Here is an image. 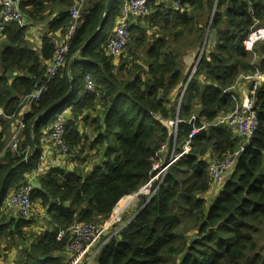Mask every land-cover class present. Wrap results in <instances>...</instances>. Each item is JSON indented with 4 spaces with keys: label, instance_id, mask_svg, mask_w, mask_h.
Instances as JSON below:
<instances>
[{
    "label": "trees",
    "instance_id": "16d2710c",
    "mask_svg": "<svg viewBox=\"0 0 264 264\" xmlns=\"http://www.w3.org/2000/svg\"><path fill=\"white\" fill-rule=\"evenodd\" d=\"M123 2L110 0L105 22L88 43L102 22L106 0H20L28 25L11 23L0 35L9 45L0 53V152L5 150L0 184L12 169L0 195V251L14 253L13 264H72L70 229L103 226L125 197L157 174L155 165L167 166L181 153L195 117L200 131L189 152L152 182L148 202L139 195L135 211L108 228L90 264H264V83L253 96L259 125L249 142L217 124L236 109L233 91L240 76L264 73V40L251 52L243 45L254 28L264 27V0H171L172 9L154 1L148 16L131 21L127 45L114 57L107 45ZM80 3L63 67L39 101L22 113L43 86L55 53L53 40L65 39L73 22L70 12ZM49 16L38 54L26 34ZM148 18L158 33L151 42L135 24ZM194 52L192 67L199 61L189 79L192 68L185 75V60ZM85 75L92 79L91 93L84 90ZM65 106L72 109L64 140L69 158L80 165L35 175L39 139ZM19 123L23 128L14 153L5 148ZM242 145L233 175L211 200L205 199L212 190L209 161ZM27 184L33 186L32 203L44 210L43 222L30 218L33 214L10 216L3 207L10 192Z\"/></svg>",
    "mask_w": 264,
    "mask_h": 264
},
{
    "label": "built area",
    "instance_id": "2783aa9c",
    "mask_svg": "<svg viewBox=\"0 0 264 264\" xmlns=\"http://www.w3.org/2000/svg\"><path fill=\"white\" fill-rule=\"evenodd\" d=\"M154 1L156 0H124L121 17L116 20L113 29V36L107 45L108 53L111 56L117 57L122 54V51L128 42V28L131 21L136 18H144L148 16L150 13V4ZM81 3L74 7L70 12L73 22L65 39L63 41L53 40L55 53L46 70L43 86L29 97L26 108H29L33 102L39 101L41 93L45 90L46 85L51 82L53 78H55L60 69L63 67L64 58L69 49V40L75 30L78 17L80 15L82 6ZM175 6L177 8L180 7L177 2L175 3ZM11 23H16L22 28L28 25V22L25 20L20 10V0H0V35ZM263 40L264 27H256L243 42V45L247 51L251 52L253 46ZM241 79L248 84L247 93L240 100L236 99L234 96L233 99L235 104H237L236 109L228 118L220 119L217 124L227 126L236 137L249 142L254 137L259 125L257 114L253 108V96L259 86L264 83V73L255 71L254 73L245 74L244 76L242 75ZM84 82V90L87 93H91L94 89L91 77L89 75H85ZM71 109V106H67L66 108L60 110L53 119L50 132L44 133L40 137L39 145L42 148V151L39 154V163L37 165L35 175H39L47 169L61 167L65 157L69 154V147L64 140V131L65 123ZM3 115V111L0 109V116ZM195 121V117H192L189 121L192 128L181 153L176 155L174 158L172 157L167 166H154V170L158 172L150 179L147 184L148 186L145 185L147 187H143L144 190L142 191V195H144L143 193L145 190L149 189V191L147 190L146 192L149 193L148 196H151L152 182L158 179L159 176L164 175L167 167L171 163L189 152L191 140L200 131V129L195 125ZM22 128L23 123H19V125L12 132L5 149L14 153L18 151L19 136ZM244 150L245 146L242 145L229 156L223 158H212L209 161L208 174L212 181V186L215 185L220 187L222 185L228 173L234 169L238 157L244 152ZM4 151L0 152V158H3ZM28 159L29 154H26L23 161L26 162ZM0 162H2V160ZM32 189L33 186L31 184H27L15 192L9 193L5 197L3 207L10 216L17 218L28 217L32 214ZM115 215L116 214L112 215L103 226L75 224L70 229L71 239L68 248L76 254L72 264H78L87 257H89L88 260H86L83 264H90L97 252L96 248L103 234L108 231V228L119 221L120 217H114ZM63 235V231L58 233L57 239H61ZM93 249H95L94 252ZM0 264H2L1 258Z\"/></svg>",
    "mask_w": 264,
    "mask_h": 264
},
{
    "label": "rangeland",
    "instance_id": "374dc122",
    "mask_svg": "<svg viewBox=\"0 0 264 264\" xmlns=\"http://www.w3.org/2000/svg\"><path fill=\"white\" fill-rule=\"evenodd\" d=\"M170 2H171V0H156L155 1V3H158V5H162V6H164V8L165 9H172V7L170 6ZM175 3V2H174ZM174 3H173V6H174ZM175 7V6H174ZM150 12H151V6H150ZM149 18L148 19H146V20H144V21H140V23H138V21H136L135 22V24L136 25H139L140 27H142L143 29H144V31H141V33H143V34H145L146 36H145V40H146V42H151V41H153V39H154V36L156 35V34H158L157 33V29H153V28H151L150 27V23H149ZM9 45H8V43L4 40V38L3 37H0V53L6 48V47H8ZM27 46V45H26ZM253 49V48H252ZM141 51V50H140ZM193 54H195V53H193ZM186 65H187V63H186ZM187 67H188V65H187ZM242 79H241V76H240V78H239V80L238 81H241ZM63 108H66V106L65 107H63ZM62 110V109H61ZM230 115H228V116H226V117H223V118H228ZM164 123V122H163ZM83 124V122H81V125ZM167 126L169 127L170 125H169V123H167ZM244 141V140H243ZM243 143H246V141H244ZM83 152H84V148H83ZM70 154V153H69ZM77 155V154H76ZM70 156L68 155V156H66L65 157V159H64V162H63V164L61 165V167H64L66 170H67V167L69 168V170H72L73 168H75V166H79L80 165V162H78V161H76V162H72V160H71V158H69ZM84 157V153H83V155H82V157L81 158H83ZM69 158V159H68ZM215 158H217V157H215ZM68 159V160H67ZM66 162H68V165H67V163ZM66 163V164H65ZM64 164H65V166H64ZM86 165H85V168H86V170L87 169H90L91 168V166H92V164H93V161H91V162H89V163H85ZM81 166H82V168L84 169V162H82L81 163ZM213 187H215V188H217V186H215V185H213L212 186V188ZM148 191H149V189H147ZM147 190H145V192L143 193L144 195L143 196H145L146 198L147 197H149L148 195H149V193H147L146 191ZM209 193H210V200L215 196V195H213V192H212V190H210L209 191ZM125 200H126V205H129L128 207H126L125 208V210L127 209V211L125 212V211H123L121 214H120V218H121V221H123L124 219H126L127 217H129L134 211H135V208H136V205H137V203H138V200H139V198L137 197V198H134V197H130V198H128V199H126V198H124ZM209 200V201H210ZM209 201H208V204H209ZM124 202H123V204L122 205H120V206H118L119 208H121V207H123L124 206ZM207 206V205H206ZM118 207H116V209L114 210V212H113V214L112 215H114V214H116V212L119 210L118 209ZM125 212V213H124ZM124 213V215H122ZM32 214H33V216H31L30 218H36L37 217V219H38V217H40L41 218V220H42V222H43V219H44V217H45V214H44V210L43 209H40L39 208V206L38 205H36V204H33V211H32ZM120 218H119V221L118 222H120L121 223V221H120ZM41 222V223H42ZM118 222H116V223H118ZM37 230H39V226L37 227ZM4 247V245L2 246V248ZM98 247L96 248V251H98ZM94 250L95 249H93V252H94ZM71 251V250H70ZM71 253H75L74 251H71ZM97 253V252H96ZM4 254H5V256H6V258H5V256H4ZM0 256L2 257V264H13L12 263V260H13V257H14V253H11V254H8V253H4L2 250L0 251ZM88 258L89 257H87L86 259H84V261L82 262V264L83 263H85L86 262V260H88Z\"/></svg>",
    "mask_w": 264,
    "mask_h": 264
},
{
    "label": "crops",
    "instance_id": "0c3cea01",
    "mask_svg": "<svg viewBox=\"0 0 264 264\" xmlns=\"http://www.w3.org/2000/svg\"><path fill=\"white\" fill-rule=\"evenodd\" d=\"M49 13V11H48ZM52 16V15H51ZM51 16H49L44 22H40L39 24H33V25H30V28L28 29L27 31V34H26V42L28 44L29 47H31L32 49H34L38 54L41 52V38L47 34V24L48 22L50 21V18ZM195 53V52H194ZM247 90H248V84L241 80V81H238V83L236 84V87L233 91L234 93V96L236 97V99L240 100L246 93H247ZM27 110V108H25L23 110L22 113H25ZM170 126H172L173 124L170 122L169 123ZM166 126H167V123H166ZM168 127V126H167ZM14 128V127H13ZM13 128H12V131H13ZM12 131L11 133L8 135L9 138L12 134ZM34 176V175H33ZM219 187L215 188L213 187L212 188V192H213V195H216L219 191ZM11 193V192H10ZM210 193L208 192L206 195H205V199H208L210 198ZM132 196H127L125 197L126 199L130 198ZM129 206V205H128ZM127 206V207H128ZM117 207V206H116ZM116 209V208H115ZM118 211L116 212V215L114 217H120V214L123 212V211H127V209L123 210L122 211V208H119L118 207ZM124 212V213H125ZM124 213L122 215H124ZM32 215V214H31Z\"/></svg>",
    "mask_w": 264,
    "mask_h": 264
},
{
    "label": "water",
    "instance_id": "95a60500",
    "mask_svg": "<svg viewBox=\"0 0 264 264\" xmlns=\"http://www.w3.org/2000/svg\"><path fill=\"white\" fill-rule=\"evenodd\" d=\"M229 1H230V0H229ZM109 4H110V0H106L105 14H104V16H103L102 22H101L100 26L98 27L97 31H96V32H95V33H94V34H93V35L87 40L86 43H88L89 41H91V40L97 35V33L99 32V30L101 29L103 23H104L105 20H106V12H107V10H108ZM214 36H215V32L212 31V32H211V35H210V37H209L208 42H206L207 45H209V44L211 43V41H212V39L214 38ZM205 45H206V44L203 45V47H202V49H201V51H200V55H201V53H202V51H203ZM196 56H197V52H195V54H191V55H190L188 58H186V60H185V62H186L187 65H188V68H187V70H186V72H185V75H187V73L189 72V70L192 68V69H191L192 71H191V74H190L189 79H190L191 76L194 74V70H195L196 65L198 64V61H199V59H198L197 62H196V65H195L194 67H192V64L190 63V61H191L194 57H196ZM69 68H70V64H69ZM68 95H69V94H68ZM68 95H67L66 97H68ZM60 104H61V102H59V103H57V104H54V105H53L48 111H51V110H55V109H57V108L59 107ZM48 111H47V112H48ZM172 124L175 125V124H176V120H175V122L172 123ZM234 171H235V169L231 170V171L228 173V176H229V177L232 176L233 173H234ZM11 172H12V169L9 170V172L4 176V178H3V180H2V182H1V184H0V195H1L2 191H3V188H4V185H5V183H6V180H7V178L9 177V175H10ZM35 185H36V183L34 182V186H35ZM147 186H148V185H147ZM147 186H145V187H147ZM145 187H144V188H145ZM144 188L141 189L138 193L132 195V197L137 198L139 195L142 194V191L144 190ZM154 192H155V191H154ZM151 198H152V196L148 197V199L146 200V202H148ZM142 209H143V207L140 208V210H139L135 215H137L138 213H140V212L142 211ZM194 240H195V237H192L191 240L189 241V243L193 242Z\"/></svg>",
    "mask_w": 264,
    "mask_h": 264
},
{
    "label": "bare ground",
    "instance_id": "6f19581e",
    "mask_svg": "<svg viewBox=\"0 0 264 264\" xmlns=\"http://www.w3.org/2000/svg\"><path fill=\"white\" fill-rule=\"evenodd\" d=\"M53 175H54V174H53ZM39 193H40V192H39ZM123 202H124L125 204H124L123 207H121V208H122V211L128 206V205H126V200H125V199L123 200ZM122 204H123V203H122ZM117 207H118V206H117Z\"/></svg>",
    "mask_w": 264,
    "mask_h": 264
},
{
    "label": "clouds",
    "instance_id": "9594fccd",
    "mask_svg": "<svg viewBox=\"0 0 264 264\" xmlns=\"http://www.w3.org/2000/svg\"><path fill=\"white\" fill-rule=\"evenodd\" d=\"M142 195V194H141ZM139 197V196H138ZM150 197V196H149Z\"/></svg>",
    "mask_w": 264,
    "mask_h": 264
}]
</instances>
